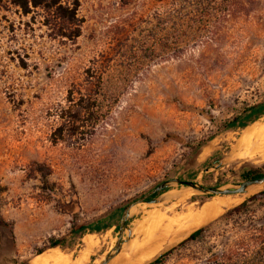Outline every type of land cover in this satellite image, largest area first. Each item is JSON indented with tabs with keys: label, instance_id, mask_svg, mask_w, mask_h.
<instances>
[{
	"label": "rangeland",
	"instance_id": "rangeland-1",
	"mask_svg": "<svg viewBox=\"0 0 264 264\" xmlns=\"http://www.w3.org/2000/svg\"><path fill=\"white\" fill-rule=\"evenodd\" d=\"M79 4L81 35L73 43L54 39L37 12L22 16L11 0L0 6V264H99L131 204L120 251L108 264H147L170 249L164 264H203L264 218L263 199L247 215L218 221L264 185L211 197L171 184L156 203H134L174 179L228 187L244 181L243 170L264 174V154L237 149L246 130L264 129V115L243 129L225 128L264 102V2L254 16L226 24L213 14L212 35L183 28L163 44L157 14L167 0ZM86 78L100 80L97 106L81 114L82 123L68 124L67 91ZM227 198L234 202L219 215L185 234L171 232L153 256L131 253L168 210L198 212ZM96 224L101 231L72 232ZM206 226L201 239L178 246ZM55 240L62 245L49 248Z\"/></svg>",
	"mask_w": 264,
	"mask_h": 264
},
{
	"label": "trees",
	"instance_id": "trees-1",
	"mask_svg": "<svg viewBox=\"0 0 264 264\" xmlns=\"http://www.w3.org/2000/svg\"><path fill=\"white\" fill-rule=\"evenodd\" d=\"M3 0H0V6ZM121 6L127 7L131 0H118ZM168 5L163 7L157 14V28L159 31V42H165L168 32L178 34L183 28L195 29L191 32L211 33L215 32L216 25L209 20L215 13L218 18L225 20L235 18H250L257 14L259 6L264 0H167ZM11 4L16 7L22 16H29L37 12L40 18V25L44 26L56 40L73 43L81 35L82 21L78 17L79 0H11ZM204 20V21H203ZM215 30V31H214ZM209 40V38H207ZM210 42L212 39L210 38ZM200 43H202L200 41ZM175 44H178L177 42ZM179 47V45H177ZM177 47V48H178ZM100 90V80L92 81L89 78L79 83H71L67 91V109L64 111L65 121L77 123L82 121L81 114L93 112L97 106V95ZM79 97L78 100L75 98ZM203 114L202 110H198ZM264 115V102L251 107L242 119L233 118L225 126L226 129H243L248 124L255 122ZM63 118V117H61ZM76 128V132H77ZM75 131V129H74ZM78 134H83L82 132ZM60 137V135H59ZM61 138V137H60ZM170 138L183 142L181 139L170 136ZM204 142H199L196 147H200ZM243 180L264 176L256 171L243 170L240 173ZM164 192V191H162ZM264 199V192H259L240 205L225 212L218 221L228 223L234 217L248 214L250 203H260ZM253 225L243 234L235 236L221 252H209V256L203 264H264V218L251 221ZM100 225L85 227L78 225L73 227L72 232L82 236L86 233H95L102 230ZM209 226L200 228L192 232L185 240L179 243V247L188 242L201 239L209 230ZM59 240L52 241L49 248L61 246ZM170 249L160 254L147 264H164L165 259L172 253Z\"/></svg>",
	"mask_w": 264,
	"mask_h": 264
},
{
	"label": "bare ground",
	"instance_id": "bare-ground-1",
	"mask_svg": "<svg viewBox=\"0 0 264 264\" xmlns=\"http://www.w3.org/2000/svg\"><path fill=\"white\" fill-rule=\"evenodd\" d=\"M239 140L240 143L239 146H237V149L243 154V156L246 157L257 153L264 154V129L260 127H251L249 130H246L244 135ZM233 202L234 200L232 198L213 200L211 202H208V204L201 208L198 212H195V210L190 207L184 208L180 210L179 213H176L177 207L172 208L165 212L167 216H162L156 219L148 226L147 230L144 232L143 239H141L139 243L135 241L130 247L131 253L133 254L141 251L144 254L143 258L151 257L154 254L158 253L168 243V235L171 232L177 231L180 234H185L189 230L191 231L194 228L202 226L204 223H206V221L214 218V216H216L222 209L226 208ZM88 243L89 242H87L86 245H88ZM58 262H60L59 264H61V261ZM132 263L135 262L132 261Z\"/></svg>",
	"mask_w": 264,
	"mask_h": 264
},
{
	"label": "water",
	"instance_id": "water-1",
	"mask_svg": "<svg viewBox=\"0 0 264 264\" xmlns=\"http://www.w3.org/2000/svg\"><path fill=\"white\" fill-rule=\"evenodd\" d=\"M171 184L181 185V186L190 188L197 193H200L203 195H209L211 197L212 196L226 197V196H233V195H241V194L246 193L249 190V188H252L255 186H263L264 176L257 177V178H250L236 185L228 186V187L226 186L224 187H205V186L198 185L191 181H181L179 179H174V180L159 184L158 186L153 188L151 191H149L147 194L142 196L134 204H138V203L154 204L156 203V200H157L156 196L155 197H152V196L159 194L162 191H165ZM132 206L133 205L131 204L123 209L120 227H119V236L116 240L115 247L113 248L111 253H109L103 259V261H101L99 264H108L119 253L120 248H121L122 229L125 226V223L128 219L129 212Z\"/></svg>",
	"mask_w": 264,
	"mask_h": 264
},
{
	"label": "flooded vegetation",
	"instance_id": "flooded-vegetation-1",
	"mask_svg": "<svg viewBox=\"0 0 264 264\" xmlns=\"http://www.w3.org/2000/svg\"><path fill=\"white\" fill-rule=\"evenodd\" d=\"M155 196H156V195H154V196H152V197H155ZM152 197H151V198H152Z\"/></svg>",
	"mask_w": 264,
	"mask_h": 264
}]
</instances>
